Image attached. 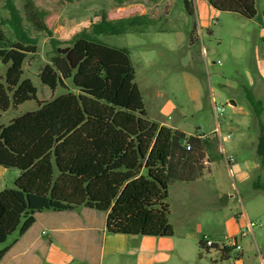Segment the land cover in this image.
I'll return each mask as SVG.
<instances>
[{"label": "trees", "instance_id": "trees-1", "mask_svg": "<svg viewBox=\"0 0 264 264\" xmlns=\"http://www.w3.org/2000/svg\"><path fill=\"white\" fill-rule=\"evenodd\" d=\"M209 3L217 11L246 19L257 14L254 0ZM7 4L18 41L3 49L0 38V58L9 65L0 76V120L2 113L27 101H36L38 108L7 126L0 124V166L20 171L16 188L0 192V244L12 238L0 250V262L34 225L36 214L47 211L88 208L107 214L111 235L173 237L167 202L170 184L201 177L209 152L218 148L217 138L150 122L130 51L100 40L154 20L133 16L109 21L103 16L69 41H60L54 30L64 3L29 0L31 19L48 35L54 53L40 71L41 82L52 90L59 86L69 90L70 83L77 91L41 101L31 80L23 79L28 56L38 52L37 40L24 30L12 0ZM185 6L193 15L192 3L185 0ZM195 30L196 26L192 33ZM247 98L252 106H261L250 92ZM200 245L221 250L224 259L232 251L218 244L207 248L203 240Z\"/></svg>", "mask_w": 264, "mask_h": 264}, {"label": "rangeland", "instance_id": "rangeland-1", "mask_svg": "<svg viewBox=\"0 0 264 264\" xmlns=\"http://www.w3.org/2000/svg\"><path fill=\"white\" fill-rule=\"evenodd\" d=\"M121 1L144 0H60L64 8L55 30L68 24L71 37L54 30V38L69 41L89 27L95 16H106ZM161 1L163 5L153 6ZM189 1L193 15L188 14L185 0H150V15L159 16L168 5L167 15L123 35L100 36L104 43L130 51L150 122L218 142V148L209 152L210 165L201 177L170 184L167 202L173 237L138 236L139 240H127L131 247L126 249L120 243L117 248L108 244L104 264H264V0H254V19L217 11L209 0ZM12 2L24 30L38 43L37 54L25 62L23 79L31 80L41 101L67 91L77 93L70 83L69 90L43 85L40 71L54 55L50 39L31 19L29 0ZM11 19L7 0H0L3 49L18 41ZM8 67L0 58V76H5ZM248 92L261 106L249 103ZM215 105L224 108L223 115H215ZM37 108L36 101H27L2 113L0 124L7 126ZM219 133L226 154L235 159L230 166L233 173L220 151ZM19 176V170L0 166V192L15 189ZM204 238L220 249L232 248L229 258L224 259L214 247L203 248ZM236 239L240 252L235 251ZM7 244H0V250Z\"/></svg>", "mask_w": 264, "mask_h": 264}, {"label": "crops", "instance_id": "crops-1", "mask_svg": "<svg viewBox=\"0 0 264 264\" xmlns=\"http://www.w3.org/2000/svg\"><path fill=\"white\" fill-rule=\"evenodd\" d=\"M149 4L150 0H144L142 3L117 2L112 5L106 18L113 21L133 16H147L155 21L167 15L168 5L157 16L150 15L152 6ZM161 5L162 1L153 6ZM124 13L130 15L123 16ZM101 18L95 16L89 24L97 23ZM65 26L58 25L60 29L57 27L55 31H59L62 36L71 37L68 24ZM172 129L187 133L182 129ZM106 222L107 214L88 208L38 213L34 225L11 247L0 264H104L106 253L109 251L108 244L112 248H117L120 243L121 248L126 249L131 247L128 239H140L137 236L110 235ZM229 255L225 254L227 257Z\"/></svg>", "mask_w": 264, "mask_h": 264}, {"label": "built area", "instance_id": "built-area-1", "mask_svg": "<svg viewBox=\"0 0 264 264\" xmlns=\"http://www.w3.org/2000/svg\"><path fill=\"white\" fill-rule=\"evenodd\" d=\"M224 108H222V107H217L216 105L214 106V113H215V115L216 116H221V115H223V113H224ZM218 137H219V139H220V142H221V147H220V151H221V153L224 155V157H225V161H226V163H227V165H228V167H229V171H230V173H233L232 172V169H231V165L234 163V161H235V159H234V157L232 156V155H227L226 154V150H225V148H224V146H223V144H222V141H221V139H222V137H221V134L219 133V135H218ZM228 138H230V136H228ZM185 145H186V147H187V150H190V145H188V144H186V142H185ZM250 227H251V230H252V232H253V224H251L250 225ZM246 233H244V235H245ZM203 241H204V243H205V246L207 247V248H210V247H213V245H215V243H213L212 241H209V240H207L206 238H204L203 239ZM235 242V251L236 252H240V250H241V246H240V244H238V241H237V239L234 241ZM219 246V245H218Z\"/></svg>", "mask_w": 264, "mask_h": 264}, {"label": "water", "instance_id": "water-1", "mask_svg": "<svg viewBox=\"0 0 264 264\" xmlns=\"http://www.w3.org/2000/svg\"><path fill=\"white\" fill-rule=\"evenodd\" d=\"M232 104L236 105V102L234 100L231 101Z\"/></svg>", "mask_w": 264, "mask_h": 264}]
</instances>
